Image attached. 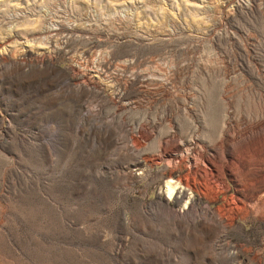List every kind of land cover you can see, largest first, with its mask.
Instances as JSON below:
<instances>
[{"label": "rangeland", "instance_id": "374dc122", "mask_svg": "<svg viewBox=\"0 0 264 264\" xmlns=\"http://www.w3.org/2000/svg\"><path fill=\"white\" fill-rule=\"evenodd\" d=\"M0 264H264V0H0Z\"/></svg>", "mask_w": 264, "mask_h": 264}, {"label": "bare ground", "instance_id": "6f19581e", "mask_svg": "<svg viewBox=\"0 0 264 264\" xmlns=\"http://www.w3.org/2000/svg\"><path fill=\"white\" fill-rule=\"evenodd\" d=\"M166 189H167V199L168 200H175L176 202H178L180 200V198L182 197H186L187 199L185 200L186 204H185V208L188 202L191 201V192L190 189L185 187V185L183 186L181 184V182L179 180H174L172 178H170L169 180H167L166 182ZM193 200V199H192ZM205 215H211V218L213 221H215L218 224H221V215L219 214V212H215L210 210L209 208H206L204 211Z\"/></svg>", "mask_w": 264, "mask_h": 264}]
</instances>
